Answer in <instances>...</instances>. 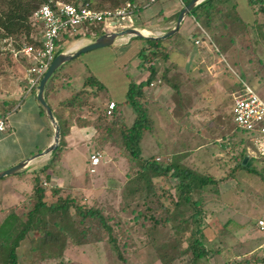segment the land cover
I'll return each mask as SVG.
<instances>
[{"label":"rangeland","instance_id":"obj_1","mask_svg":"<svg viewBox=\"0 0 264 264\" xmlns=\"http://www.w3.org/2000/svg\"><path fill=\"white\" fill-rule=\"evenodd\" d=\"M134 1L138 3L143 0ZM96 2L102 3L104 8L109 6L101 0H95L93 6ZM238 2L239 17L248 22L249 12L240 0ZM195 14L198 19L202 16L199 12ZM263 22L264 17L260 23L245 27L238 25L234 15L227 12V18L222 13L216 14L210 28L201 25L213 45H208L210 54L204 55L208 62L205 63L204 59L188 74L190 84L201 86L204 93L216 94L220 99L219 102L208 100L212 102L208 109L193 108L184 115L186 106L181 105L183 100L178 99V96L174 95L173 104L166 107L167 102L163 101L166 97L156 96L154 91L144 89L146 98L141 103L147 110L153 133L146 132L142 136L138 144L140 157L158 158L159 162H166L169 157V160L172 157L178 159L182 151L187 150V158L185 155L178 163L196 175L207 176L215 181L213 185L203 187L201 192H192L190 199L199 203L201 211L195 220L190 218L192 210L174 209V200L171 198L173 190H170V184H174V181L168 179V176L152 179L153 189L145 198L144 193L133 191L135 185L133 179L130 181L129 178L139 168V163L131 162L115 142L110 141L101 147L93 146L92 151H100L104 156L93 175L85 173L72 182L64 178L63 186L59 189L53 185L42 186L47 204L58 198L69 197L74 198L78 204L101 210L112 228L117 250L105 239L81 246H74L67 240L61 256L52 258L58 254L56 249L41 248L38 233L29 232L17 250L18 264H164L162 259L166 261L169 258L172 259L170 264H191V254L179 256V253L186 248L190 236L198 237L196 231L200 232V240L207 251V256L196 264H264V258L257 249L263 239H260L255 228V221L264 218V183L260 178H264V163H250L256 174L236 168L237 161L245 155V142L243 135L233 128L230 96V92L238 91L242 82L264 102ZM92 29L99 33L120 30L100 24ZM144 34L150 37L149 33ZM80 35L83 36V33ZM121 38L126 43L135 39L126 36ZM175 39H178L177 35L171 40ZM237 40L239 42L235 43ZM76 42L60 41V48L55 55ZM114 46L84 53L64 63V68L70 67V84L73 89L79 90L83 78L91 75L106 85L109 96L118 103L124 98L130 79H144V74L138 77V73L142 72L139 66L133 67V63L120 66L131 50L123 53L116 51ZM133 58L137 60L135 55ZM9 61L0 65V102L7 96L12 85L16 84V79L21 78L23 67L27 65L19 58ZM221 78L224 87L217 90L216 81ZM175 80L178 78L168 79L170 85L177 89L179 85ZM155 97L160 99V104L155 103ZM96 101L95 106L104 110L108 98L103 95ZM201 110L211 112L212 119L204 118L209 121L199 128L196 122L200 120L197 119L200 113L196 111ZM121 111L126 126L131 125L135 118L133 109L123 105ZM30 140L25 141L22 150L30 147ZM33 141L39 143V137L34 135ZM27 204L17 210L19 215L25 214L33 202ZM69 211L73 213L72 208ZM2 219L0 215V223ZM153 220H157L156 223Z\"/></svg>","mask_w":264,"mask_h":264},{"label":"trees","instance_id":"obj_2","mask_svg":"<svg viewBox=\"0 0 264 264\" xmlns=\"http://www.w3.org/2000/svg\"><path fill=\"white\" fill-rule=\"evenodd\" d=\"M101 1L104 3L107 2L109 6L104 8L100 2H96L93 6L95 0H0V43L3 40L9 41L14 50H18L22 46L38 48L40 46L38 41L40 38V29L32 22V14L44 4L52 6L55 2H61L89 9L104 10L114 9L121 6L120 4L129 2L138 6L137 11L139 12L141 11L140 6L145 0L138 3L134 0ZM188 1L185 0L184 5ZM225 1L204 0L195 6L188 15L192 16L200 25L208 29L213 23L214 16L216 14H223L221 8ZM248 3L256 6V11L264 16V0H248ZM195 12L202 14L201 20L198 19V16L196 17ZM101 34L103 33H99L96 30H87L83 33V36L78 33L70 37L66 36L63 40L75 41L83 37H92V40H94ZM142 40L145 46L137 50L136 58L148 74L145 80L137 84L130 81L127 85L123 102L115 105L109 115H106V108L101 110L98 106H95V103H92L89 105L88 110L91 114L88 117L91 120H80L81 122L79 121V124H90L92 126L94 129L92 138L94 146L101 147L105 143L114 141L131 162L139 163V168L132 172L133 176L129 178L130 181L133 179L135 185L133 191L139 192L140 194L144 193L145 198L150 195V191L153 189L152 179L168 176V179L174 181V184L169 183L170 190H173L171 198L174 202L171 201L174 209L181 210L182 208L184 211L192 210L193 214L190 218L195 220L201 211L198 206L199 203L190 199L192 192L195 190L201 192L203 187L213 185L215 181L210 177H201L190 172L183 168L175 159L159 162V159H142L140 157L138 144L142 136L146 132L153 133L147 110L142 107L143 104L141 103L146 98L144 89H149V84L152 82L155 84L158 80L160 83L165 82L164 73H161L159 77L157 76V64L164 61L167 57L165 48L162 46L163 41L143 38ZM10 57L11 54L5 51L0 56V65L10 62ZM60 70L61 68H58L46 82L43 91L44 97H46L47 92L51 89V85L59 75ZM88 85L91 89L90 92L80 91L66 102L69 105L74 104L80 108L86 105V102L76 100L81 93L92 96L93 98H96L99 93H104L103 86L94 78L89 77L85 79L84 87ZM122 105L130 106L135 113V118L129 126H126L120 113V107ZM57 124L60 130L58 146L55 151L51 152L50 159L46 165L34 173L31 179V193L27 196L26 200L27 202L32 201L33 204L27 209L25 214L19 215L17 211L9 210L0 223V264H18L17 250L29 232L38 233L41 239V248L56 249L58 254L52 258L61 256L67 240L74 246H81L84 244H93L105 239L117 250L112 228L108 225L107 219L98 208L78 204L74 198L69 197L63 199L58 198L55 202L49 204L45 202V190L42 186V179L45 178L48 180L46 171L56 165L61 146L63 145L62 137L68 129L69 120H57ZM242 158L237 161L236 168L256 174L252 169V165L249 168L241 165ZM260 178L264 183V178L262 176ZM56 189H54V193ZM70 208L73 209V213H70ZM146 209L150 210V207ZM156 221L153 220L154 223ZM182 223H185V220H182ZM196 233H199V238L190 236L186 248L179 253V256L191 254V264H196L198 260L207 256V251L204 249L202 241L200 240V232L196 231ZM162 262L164 264H170L172 259L169 258L166 261L162 259Z\"/></svg>","mask_w":264,"mask_h":264},{"label":"crops","instance_id":"obj_3","mask_svg":"<svg viewBox=\"0 0 264 264\" xmlns=\"http://www.w3.org/2000/svg\"><path fill=\"white\" fill-rule=\"evenodd\" d=\"M238 1L239 0H226L223 3V6H226L225 9L221 8L224 17L227 18V12L229 14L232 13L237 24L242 26L244 25L245 27H252L255 24L260 23L264 16L261 13L257 12V7L249 4L248 0H240V2L244 4V6L247 8V11L249 12L248 22L242 21V19L239 17L240 5L238 4ZM184 2L185 0H158L154 3H150V5H148L146 9L141 10L140 13L134 18L133 28L138 30L142 36H145L144 33H149L150 37L162 36L168 30L173 28L178 12L182 7H184ZM201 31L206 34L210 42L208 44H204L201 47L195 46L194 41L201 40L203 37ZM176 35L178 39L171 40L172 37ZM126 37H128V39L132 38V36ZM133 38L135 39L128 43L124 42L123 38H117L112 45H115L114 47L116 51H124L123 53H127V50L129 49L131 50V52L126 55L127 58L125 57V60L120 63V66L123 67L124 64L133 63V67H140L142 72L138 73V77L144 74V79L136 81L130 79V81L137 84L141 81H144L148 74L144 70V68L141 67L139 60L133 58L134 55L136 56L137 50L144 47L145 43L142 38ZM137 39L141 40V42ZM91 41L92 37H83L82 39L77 40L76 44L64 49L61 52H69L71 50H75L85 44H88ZM161 41H163L162 46L165 48L167 57L164 61H161L157 64V76L159 77L160 73H164L165 82L160 83L157 79V83L155 84L154 82H152V86L146 90L154 91L156 96L166 97L163 100L167 102L165 103L166 107H169L173 104L174 95L175 97L178 96V99L183 100L181 105L186 106L184 115L188 114V111L193 108L208 109L207 107H209L210 103H212L208 100L215 99L219 102L220 99L216 94L207 95L206 93H204L205 90L203 91V88H201V86H194L190 84L189 81L190 75L188 73L190 71L192 72L193 68L195 69L197 65L199 66L202 63V61L205 59V56L210 54V48L208 45H213L212 40L207 35L205 29L202 28L200 23H198L190 15L185 16L180 22L177 31L172 36ZM236 42H239V40L235 41V43ZM230 44H233L232 40ZM112 45L108 46V48L112 47ZM58 48H60V46H58ZM10 58L13 60H17L14 59L12 55ZM21 60L25 61L24 59ZM205 60L206 62H204L207 63L208 59ZM63 65L59 67L61 68L59 75L52 83L51 89L47 92L46 97L43 96L45 102L51 109L52 115L55 116V120L56 118L57 120H69L68 129L66 132H64L62 137L63 145L61 146L56 165L52 169L46 171L48 180L42 177L43 184H47L49 187L53 185L57 189L63 186L64 178L67 179V181L72 182L84 176L85 173L86 175H88L86 171V165L89 155L93 152L92 148L94 146V142L92 138L94 135V129L90 124H79V121L84 119L91 120V118L88 117L91 115L88 111L89 105H91L92 103H96V100L102 98L103 95L108 98L107 103L113 102L115 105L121 104L124 100L122 99L117 103L116 100L112 99L109 96V91L106 85H103L99 79L94 78L103 86L104 93H99L96 98L81 93V95L77 97L76 100L86 102V105L80 108H78L74 104L69 105L66 101L72 99L74 94L80 91H91L89 85L84 87V81L86 78H93V76L90 75L86 78H83V81L81 80L82 86L79 90L73 89L70 84L72 77L70 67L66 69ZM131 72H134V70H131ZM24 76L25 67H23L21 78L16 79V84L12 85L10 91L7 93V96H5L3 101L0 102V117L4 118L5 120L4 130L0 131V170H5L17 164L21 160H24L36 153L41 152L51 143L52 128L36 103L35 91L30 93L29 95L22 96ZM169 78H178V80L174 81L179 85L177 89L170 85V82L168 81ZM222 79L223 78L216 81L217 85L215 89H223L224 81H222ZM241 83L242 82H240V84ZM205 89H207V87H205ZM234 92L235 90L230 92L231 97H233ZM151 101H153V99H151ZM154 101L155 103L160 104V99H156L155 97ZM121 107L120 113L122 115ZM196 112L197 114L200 113V116L197 118L200 120L196 122V125L199 128H202L203 125H207L209 120H203L204 118L212 119L211 112H207L204 110H201V112ZM222 127L223 125L221 126V128ZM233 128L234 131H237L235 127ZM237 132L243 135V139L245 142V146L243 148L245 155L243 156V158L246 157L247 160H250V163L253 161L261 162L253 159V147L248 141L245 134L239 131ZM34 135H37L39 137V143L33 141ZM12 136H14V138H12ZM196 136L197 138H199L197 134ZM26 140H30L32 143L30 144V147H24L27 149L22 150L23 144L26 143ZM86 151L87 153L85 154ZM50 154L47 156L35 158L34 160L30 161L27 164V167L20 173L0 179V215L3 218L9 210L17 211L20 208H24V206L28 203L26 198L31 193V179L33 177V174L38 172L44 165H46V163L50 159ZM101 154L102 157L100 159V163L104 158L102 152ZM181 154L182 155H180L179 157H177L178 159H176L178 162L185 155V158H187V150H183ZM169 159H171V157L166 159V161H169ZM172 159L174 158L172 157ZM250 165L251 164H249V166ZM259 219L264 220V218ZM259 236L261 239L260 234Z\"/></svg>","mask_w":264,"mask_h":264},{"label":"built area","instance_id":"obj_4","mask_svg":"<svg viewBox=\"0 0 264 264\" xmlns=\"http://www.w3.org/2000/svg\"><path fill=\"white\" fill-rule=\"evenodd\" d=\"M156 1L158 0H145L140 6V10L146 9L150 3ZM137 10L138 6L129 2L114 9L104 10L89 9L61 2H55L52 6L44 4L32 14V20L40 29L38 40L40 46L38 48L22 46L20 49L14 50L9 41L3 40L4 42L0 43V56L8 51L14 59H24L27 62L22 96L29 95L36 90L38 81L54 58L59 46L57 43L66 36L85 33L87 30L93 31L92 28L98 24L111 28L117 27L120 30L133 28L134 18L140 13ZM201 33L203 37L201 40L194 41L195 46L201 47L210 42L206 34L202 31ZM151 86L152 84H149V87ZM240 86L232 97L233 125L237 131L245 134L251 143L253 159L264 162V102L248 85L241 83ZM114 106L113 102L107 104L106 115L110 114ZM4 126L5 120L0 117V131L4 130ZM101 157L100 151H93L89 155L86 165L88 174L95 173ZM255 228L263 239L257 249L260 252L259 255L264 258V220H256Z\"/></svg>","mask_w":264,"mask_h":264},{"label":"water","instance_id":"obj_5","mask_svg":"<svg viewBox=\"0 0 264 264\" xmlns=\"http://www.w3.org/2000/svg\"><path fill=\"white\" fill-rule=\"evenodd\" d=\"M203 0H189L184 7L181 8V10L178 12L176 19H175V24L172 29L168 30L166 33H164L162 36L158 37H147V36H142L140 32L134 28H128V29H123L115 32H107L99 35L96 37L94 40L89 42L88 44H85L75 50H71L69 52H60L54 56L52 61L50 62L48 68L46 71L43 73L41 76L40 80L38 81V84L36 86L35 90V100L39 108L41 109L43 115L45 116L46 120L50 124L52 128V139L51 143L41 152L36 153L29 158H26L24 160H21L17 164L0 171V179L6 176H12L16 175L20 172H22L26 167L27 164L34 160L35 158L43 157L49 155L51 152L55 151L59 139H60V130L59 126L54 119L50 107L47 105V103L44 100L43 97V91L46 82L48 79L51 77V75L64 63H67L75 58H77L79 55H82L84 53L94 51L97 49L105 48L113 44V42L117 38H121L124 36H132V37H137V38H143V39H152V40H163L166 39L170 36H172L178 29L180 22L182 19L189 14V12L199 3H201ZM247 161V162H246ZM250 164V160H247L246 157H244L241 161V165H245L248 167Z\"/></svg>","mask_w":264,"mask_h":264},{"label":"bare ground","instance_id":"obj_6","mask_svg":"<svg viewBox=\"0 0 264 264\" xmlns=\"http://www.w3.org/2000/svg\"><path fill=\"white\" fill-rule=\"evenodd\" d=\"M42 159V158H41Z\"/></svg>","mask_w":264,"mask_h":264}]
</instances>
